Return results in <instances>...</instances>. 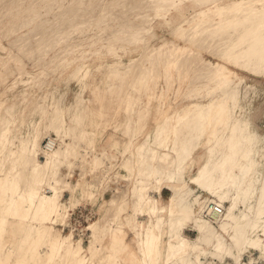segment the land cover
<instances>
[{
  "label": "bare ground",
  "instance_id": "bare-ground-1",
  "mask_svg": "<svg viewBox=\"0 0 264 264\" xmlns=\"http://www.w3.org/2000/svg\"><path fill=\"white\" fill-rule=\"evenodd\" d=\"M14 1L16 3L18 0L11 2L14 3ZM61 1L44 0V3H41L42 11L45 10L44 13H47L46 17L48 13L57 10L54 4L61 5ZM83 1L71 0L73 4L79 3L81 6ZM102 1L87 0L81 13L73 10L74 7L70 9L72 4L68 8L67 5L64 9L75 11L73 14H77L74 18H78L79 21L68 31L64 30V27L68 25L63 24L62 28L65 32L57 29L58 35V32L62 31L57 38L52 39L49 36L45 39L42 38L44 33H38V36L42 34L41 40L37 38L34 42L40 40L38 49H44V53L37 57L38 60H44L51 52H54L65 38L76 33L82 35L83 29H87L88 26L95 29L97 26L100 27L104 22V15L96 14L95 17L84 18L88 16V13L104 7ZM123 1L113 2L118 5ZM137 1H130L132 7L134 6L132 14L134 15L136 8L142 9L148 6L154 12L153 20L166 18L170 13L177 12L178 7L185 2L197 6L199 10L173 29L175 31L171 35L177 40L173 38L171 42H165L159 46L150 45L148 35L153 31L154 24L148 25L151 21L147 18L152 17V13L150 15H143L145 14L143 13L138 15L142 22L137 19L138 24H126V20L120 31L113 30L114 34L113 31L111 32L113 36L109 34L111 38L102 43L107 50L105 55H112L111 57L119 56L118 51L125 50L119 46L124 41L128 42L131 50L140 44L145 50L143 59L150 65L144 69H139L140 66L133 69L132 65L122 69L123 93L128 86L134 87L133 94L127 103L129 109L135 108L134 127L126 150L129 157L125 163L122 162L124 163L122 174L130 187L123 193L112 195L102 212L101 221L109 219L115 225L122 224L124 220L134 223L132 215L129 214L131 203L139 207L143 214L150 216L149 225L152 224L156 233L151 240H147L139 247V252L142 254L140 264L152 263L154 242L159 239L164 229L167 231L168 242L176 241L179 245L182 244L172 252L171 262L166 264H215L213 259L220 260L221 264L229 262L246 264L241 260L243 255L246 252L253 254L255 251L264 257V170L261 172L256 170L249 176L257 156L264 155V135L256 131L252 119L256 108L254 102L260 95V91L254 84L246 83L244 86L246 77L242 73L245 71L253 76L256 75V78H264V0H139V5ZM1 2L4 4L5 1ZM11 2L9 0V7ZM12 3L11 7H8L9 11H14L13 8L17 9ZM123 3H125L124 11H126L128 1ZM8 5L4 7L7 9ZM111 6L106 8L110 11ZM205 8L208 9V13L204 12ZM113 10L115 14L116 11ZM115 10H119L118 7ZM120 10L123 9L120 8ZM14 12L15 14L10 12L11 18L5 15L0 16V20L8 18L0 22V32L5 31L3 35L6 39H12L19 28L28 26L27 22L38 19L43 13L40 14L33 3L31 6L24 7L19 13ZM54 13L51 14L54 15ZM124 13L130 17L131 13ZM114 14L110 15L115 16ZM115 17L118 18V16ZM25 18H28V21L24 20ZM68 19L67 16L65 20ZM46 21L40 22L41 28L45 27ZM89 23L92 26L88 25ZM51 24L49 23L47 29L52 26ZM38 25L33 32L28 33L35 34V30L40 28ZM47 32L50 33V31ZM128 32L129 37L126 38ZM26 36L28 37V34L25 37L22 36V39L26 38L21 43L22 46L27 45V40L31 42ZM185 36H188V39L185 40ZM178 40H182V43ZM18 41L19 39H12L11 49L7 51V55L11 58L5 62L8 64L10 61L15 68L10 69V66L0 64V85L6 81L9 82L3 94L6 92L13 94L10 97L11 105L5 106L0 115V160L3 162L0 163L2 175L0 196L6 194L12 196L3 215H0V238L7 234V229L17 217L21 205L28 202L31 208L29 214L31 222L45 228L44 232L39 233L38 238H31L29 235L26 237V247L30 249L34 245L36 247L40 245L44 240L43 235L48 233L50 226L59 222L63 211L65 215L68 213L69 206L63 203L66 192L80 196L87 193L85 187L73 185L70 178L75 172L76 159L81 158V161H84L83 146L91 137L85 125L88 108L85 98L82 101L73 102L72 105H60L61 101L58 100L59 105L56 103L53 107L47 103L34 106L30 111V119L29 117H27L28 120L26 119L27 115L24 111L30 94L36 93L37 90L43 91L46 83L38 77L39 70L36 73H30L26 70L25 63L15 55L14 49ZM79 44L78 42L68 46L69 50L64 57H61L63 63L64 60L73 63L80 61L76 65L85 66L84 63L88 61L86 59L81 62L84 55L80 56L82 52L78 53V50L84 46L95 45L96 42L84 43L83 46ZM133 45L136 46L133 47ZM3 48L5 45L1 46V49ZM17 48L22 49L20 46ZM27 51L25 49L24 53L20 54H25ZM203 52H208L211 57L213 55L215 60H208ZM4 56H6L5 53ZM33 58L30 57V59ZM49 60V62L52 61V59ZM48 61L47 63L50 64ZM47 63L44 65H48ZM100 70L103 69L99 67ZM117 72L118 70L102 71L96 83L103 87L107 86ZM89 75L90 71L86 67L82 79ZM10 78H13V81H10ZM82 91L80 92L83 95ZM79 99L82 98L79 97ZM173 99L178 102V106L169 110V103ZM164 109L168 111L165 112ZM162 110H164L163 117L148 128L153 119L159 116L160 112L162 114ZM16 127L21 130V137L15 144L10 133ZM123 134L125 133L122 129V140H124ZM141 136L139 146L135 151L132 150L131 146ZM48 137L52 144H56L52 150H46L43 144ZM54 137L56 138L53 140ZM206 147L209 148L204 154L203 161L197 166V159ZM166 158H170L167 164ZM6 164L9 167L8 171H6ZM103 164L104 158L95 156V169ZM113 166L114 164L109 167V170ZM262 166L264 167V164ZM164 187L171 191L167 207H162L157 199L150 201L152 195L161 193ZM233 188L235 192L231 199L229 194ZM14 189H16L15 192ZM210 196L217 197L221 202L217 199L219 205L230 200V208L225 218L221 220V230L218 231L211 223L200 221V214L196 215L198 205L202 200L208 201ZM145 206H148L146 211ZM203 209L207 216L213 215L210 206ZM188 228L199 233L197 241L192 243L193 246L195 248L203 246L208 249L205 253L206 258L199 263L193 262V255L184 245L183 234ZM73 236L72 233L67 239L58 238L57 240L51 237V244L57 241L60 245L59 250H62L65 245L71 244ZM79 258L80 264L107 263L106 252L103 249L99 252L92 251L89 262L82 257Z\"/></svg>",
  "mask_w": 264,
  "mask_h": 264
},
{
  "label": "rangeland",
  "instance_id": "rangeland-1",
  "mask_svg": "<svg viewBox=\"0 0 264 264\" xmlns=\"http://www.w3.org/2000/svg\"><path fill=\"white\" fill-rule=\"evenodd\" d=\"M1 1L2 0H0V4L1 3L3 4V2ZM3 1H5L4 2L5 5L6 4L8 5L9 0H3ZM11 1L13 0H10V2ZM31 1L35 9L37 11L39 9L40 14L42 12L43 13L40 15L38 19L32 20L31 22H27L28 26L26 25L22 27V29L19 28L18 30L16 26V29L18 31L15 33V35L12 36V39L13 38L19 39L18 43L15 46L17 47L20 46L22 47V49L19 50L16 47L14 49V53L25 63L26 70L30 71V73H36L39 70L38 77L39 78L41 77V79L45 81L46 86H44L43 91L37 90L36 93L30 94L31 96L29 97V102L26 104L24 113L25 115H27L26 119L27 117H29L28 119H30L31 117L30 111L33 109L34 106L47 103V104H51L53 107V106H56V103H58L59 101H61L60 105H72L73 102L75 103L77 101H82L84 98L86 99V104L88 108H87L85 125L89 129V137L91 138L90 140H87L83 146L84 147L83 154H85L84 161H81V158L76 159L75 164L77 165L75 168V172H73V174L71 175L70 182L73 185L85 187V189L87 190V193L82 194L80 196V195H77L76 193L72 194L71 192H66L63 198V203L69 206L68 213L65 215L63 211L59 222L54 226H50L48 233L43 235L44 240L40 243V245H38L37 247L36 245H34V247L30 249L26 247V240H25L26 237L29 235L31 238H38L39 233L44 232L45 228L31 222L30 217H29V214L31 213L30 204L28 202H25L24 204H22L18 210L17 217L14 219V221L11 222L10 226L8 227L7 234L5 235V237L0 238V264H80L81 262H80L79 257H82L85 259V261L89 262L92 257V251L99 252L102 249L104 252H106V256H107L106 264H140V261L142 259V254L139 252V247L142 244L146 243L147 240L149 239L151 240L152 236L156 233L153 230L152 224L149 225L150 216L143 214L139 207H135L131 203L129 214L132 215L134 219L133 220L134 223H128V221L124 220L122 224L115 225L114 222L109 219L105 221H101L102 212L105 209L107 201H109L110 198L107 199L102 204V207L100 209L101 213L99 216L98 215V210H99L98 201L99 200L97 196V191L99 188V184L104 183V181L109 182L108 179L112 178L111 177L112 174L113 176L117 178V182H119V180H123L127 183V187L125 189L130 187V184L124 178L122 174V169H123L124 163L127 161L126 159L129 157V155L127 156L126 154V150H127V147L129 146L128 145L129 138L132 135V129L134 127L135 108L132 109L133 110L132 111L131 109L128 108V104H127L128 99L133 94L134 87H132L131 85L130 87L128 86L126 92L123 93L124 90H123V82H122V76H123L122 69H124L125 67L129 65H132L133 69H136L138 66H140L139 69L141 68L144 69L146 68V66L150 64H146L148 62L144 61L143 55L145 53V50L143 49L142 45L140 46V44L139 46L133 45V47L134 46L136 47L133 50H131L128 42L124 41L125 43L122 42L119 44V46L123 47L125 50L118 51L119 56L111 57L112 55L111 56L105 55L107 50L105 49V45H103L102 43L104 42V40L106 42L108 39H110L113 36L111 34L112 33L114 34V31L115 32L120 31L121 27H124L125 25L124 23L126 22V20H127L126 24H129V23L138 24V20H137L139 19L138 15L139 14L142 15L143 13H145L143 15H150L152 13L151 14L152 17L149 16V18H147L151 21L148 23V25L150 23L154 24L153 31L148 35L149 44L152 46H159L161 44H164L165 42H171V40H173L174 38L173 35H171L175 31L173 29H175L176 26L180 25L187 17H189L190 15L198 11L199 8L195 5L185 2L184 5H181L180 7H178L179 10L177 12L170 13L169 15L166 16V18H159L158 20L156 19L153 20V18H155L154 12L148 6L145 8L143 7L142 8L143 10L140 9L141 7L139 9L135 7L137 12L135 10V13L133 15L132 13L134 12L133 10L134 6L132 7L131 2H130L131 0L130 1L124 0V1L125 2L128 1V3L130 2L129 6H128V3L126 5H127V8L128 7L130 8L131 6L132 7L131 9L133 11L129 8L128 9L126 8V11H124L126 7L125 3H123L124 1L122 2L123 4L119 2L121 5L119 3L117 5L115 2H113L116 0H109V1L101 0L105 8L100 7L96 11L88 13V16L87 17L85 16L84 19L95 17L97 16L96 14L104 15V20H103L104 22L101 24L102 26L99 24L100 27L97 26V29L89 28L90 26H88L87 29L86 28L83 29L82 35H79L80 33L79 34L76 33L75 35H72L69 38H65V40L62 41V44L59 45L54 52H51L47 57L44 58V60L39 61L37 57H39V54L42 55L41 53H44L43 52L44 49L43 50L38 49L39 41L41 40V35L43 33L45 35L48 33L49 34L48 36L43 35L42 38L50 36L53 39V38L59 37L62 31L63 32H65L64 30L68 31V29L71 28V26H73L75 23L79 21V19L78 18L75 19L74 16L78 13L77 11H79L80 13L82 12V10L86 6L87 0H84L85 4H84V1L83 3H81L82 6L76 2L79 5V7L78 5L75 4V2L73 4L71 0H66V1L64 0L65 2L63 0L62 1L60 0L62 2L60 3L61 5H58L57 3H55L54 6L55 7L57 6L56 7L57 10L56 11L53 10V12H51V13L55 12L56 13V14L54 13L55 16L51 13H48L46 17L47 13L46 12L44 13L45 10L42 11V7H41L43 5L41 3H44V0H28V1L18 0L16 3L14 1V3L12 2L11 3L12 5H14V7H17V9L13 8V10L19 13L24 7L31 6L32 5ZM119 1H122V0H119ZM138 1H137V4L139 5ZM110 2L113 3L112 6H111L112 3ZM132 2H135V0H132ZM11 3H10V7H11ZM4 4L2 6L0 5L1 6L0 16L5 15L6 17L8 16V18H11L9 17L10 12H12V14H15V12L9 11V8H10L9 5L7 6V9H6V7H4L5 6ZM71 4L72 6L69 7V5ZM115 4L117 6H115ZM109 5L111 6L110 9L112 10L114 9L113 11H116L115 14L114 12H112V10L109 11V8H106ZM59 6L63 8L60 7L61 8L60 9L58 8ZM66 6L67 8L69 7L70 9L71 7L76 8L77 6L78 9L73 8V10H75L77 13L73 14L75 13V11L67 9V8L65 10L64 8ZM2 7H4L5 10ZM117 7L119 10H115L117 9ZM119 7L122 8L123 10H120ZM63 9L65 11H63ZM69 10L73 12H70ZM141 10H142V13H141ZM204 10H205L204 12L208 13L207 8H205ZM107 11H108V14H107ZM117 11L118 13H121V11H123L122 13L124 15L122 13L119 14L122 19L119 17ZM124 12H128V14L131 13L132 15L130 14V17H129ZM91 14H93V16ZM110 14L112 15L114 14L115 16H118L119 19ZM41 16L42 17L44 16V17L42 18ZM67 16L69 19L65 20ZM6 17L0 20V22L7 20L8 18L6 19ZM48 18H49V21H48ZM114 18H116V20ZM124 18H125V21H124ZM81 19L83 18L81 17ZM24 20L28 21V18H25ZM43 21L47 22V24L45 23L47 26L45 25L44 27L46 28V30L44 28H41L42 26H40V22H43ZM139 22H142V21L139 19ZM49 23L50 24L55 23L56 25L53 26V24H51L52 26L51 25L50 26L52 28L49 27V29H47V27L49 26ZM63 24L64 25L67 24L68 26L65 25L66 27H64ZM37 25H38V28L39 26L40 28L39 30L37 29L35 30L36 32H34L35 34H33L35 35L34 37L32 34H29V33L33 32L34 28H36ZM41 25H44V23L43 24L41 23ZM88 25L92 26V24L90 23ZM62 27H64L65 29ZM42 29L44 30V32ZM57 29H60V30L62 29V31L58 32L59 35L56 33V31H59ZM51 30H53V32ZM125 30L128 31L127 29ZM47 31H50V33ZM4 32H0L1 34L0 35V64L1 63L5 64L7 65V67L10 66V69L12 68L14 69L15 67L13 63H11L10 61L8 64L5 63L6 60L8 61L11 58L7 55V51L11 49L10 43H12V39L11 38L6 39L3 35ZM41 32L42 34H39L38 36V33H41ZM26 34H28V37L27 36L26 37L29 39V41H31V42H28L27 40V45L30 44L32 46L31 47L29 45L31 49L27 45L26 46H22L23 44L21 45V43H23V41L26 39V38L22 39V36L25 37ZM109 34L111 35V37L109 36ZM128 37H129V32L127 33L126 38ZM37 38L40 40L37 42L36 41L34 42V40L35 39L37 40ZM76 39H79V40H76ZM184 39L185 40L188 39V36H185ZM184 39H183V43H184ZM78 42L80 43L79 46L80 45L83 46L91 42L92 43L96 42L95 45L93 44L89 46H84L81 50H78L76 48V52L77 50H78V53L82 52L80 56L84 55L81 58L82 59L81 62L86 61V59L88 62L84 63L85 66L83 64L76 65V63H80V61L73 63L72 61L69 62L68 60H64V63H63V61H61V57H64L66 52L69 50L68 46L73 45L74 43L77 44ZM179 43H182V40ZM2 45H5V48L1 49ZM197 46L195 47L197 48ZM27 47H29L30 51L29 50L27 51L28 49ZM195 47L193 48L195 49V52H197ZM25 49L27 52H25V54H20V53H24ZM63 50L65 52H63ZM210 50L211 49L209 48V51ZM4 53L6 54V56H4ZM59 53L61 54L59 55ZM203 53H204L203 55L208 60H215L214 59L215 57L213 55L211 57L208 52H203ZM33 54L34 55L37 54L36 57ZM30 57L33 59H30ZM49 59H52V61L49 62L50 61ZM47 61L50 64H48ZM44 63L45 64L47 63L48 65L45 66ZM143 63H145L146 65ZM52 66L54 67V69ZM86 67L90 71V75L87 76V78L82 79L83 71L85 70ZM99 67L102 68L103 70L99 71ZM117 70H118L117 74L114 76V78L111 80V82L107 86L103 87L99 83H96L98 81V76L101 74L102 71H107V72L114 71L115 72ZM242 73L246 77V81L243 83V85L245 86L246 83L249 85L254 84L260 91V95L256 98V101L254 102V105L256 108L253 112L252 119H253V122L256 128V131L264 135V78L263 77L256 78L255 77L256 75L253 76V74L251 73L249 74L245 71ZM10 81H13V78H10ZM8 83L9 82L6 81L5 83L0 85V115L4 107L11 105L12 103L10 97L13 96V94H8L7 92L3 94ZM81 86L84 88V90ZM80 91L84 92V94L82 95ZM77 94H79L80 96H78ZM79 97L82 99H79ZM171 97H173V94H171ZM57 105H59V103ZM177 106H178V102L173 99L169 103V108H170L169 110L174 109ZM164 110L165 112L168 111V109H164ZM164 110H162V114L160 112L159 116L153 119L152 123L149 124L148 128L152 127L154 123H156L159 119H161V117H163ZM122 129L125 133L123 134L124 140L121 139ZM10 137L13 139V143L16 144L18 139L21 137V130L16 127V129L10 133ZM49 138L50 137H48L46 140H48ZM55 138L56 137L52 139L54 140ZM109 138L113 139V149L122 156L123 158L122 162L124 163L122 162L115 163L114 161L116 160V156H114L113 154L107 153L106 151L98 152V150H100L99 148H100V144L102 143V141L104 139H109ZM58 139L60 141V137H58ZM141 139H142V136L139 137L134 142V145L131 146L132 150L135 151V149H137ZM208 148L209 147H206V149L198 157L197 166H199L201 162L203 161L204 154L206 153ZM95 156L99 158L101 157L104 158V164L100 165L96 169L94 167ZM263 156H257L255 160L256 161L255 166L252 169L253 171L251 170V172L249 173V176L251 175L252 172L256 170L258 172H261L262 170H264V167L263 166L261 167V165L264 164ZM171 158H172V155H171ZM40 160L43 161V158L40 157ZM169 160L170 158L169 159L166 158L165 163L167 164ZM0 163H3V162H1L0 160ZM113 164H114L113 168L109 170V167L112 166ZM5 167H6V171H8L9 170L8 164H6ZM77 170H79L81 173L80 177H78L77 175L75 176V173L78 172ZM64 173L67 174L66 171H64ZM0 178H2L1 174H0ZM125 189L120 190L119 188H117L113 194L123 193ZM15 191L16 189H14V192ZM233 192H235V188H233V191L230 193L232 197L229 194V197L231 199L233 198V195H234ZM11 199H12V196H8L7 194L0 196V215H3V212L6 206L11 202ZM156 199L157 197L155 195H152L150 201L152 202ZM217 199L218 198L215 196H210L208 201L205 202L204 200H202L201 203L197 207L196 215L200 214V221L202 222L207 221L211 223L214 229L218 231V230H221L220 229L221 224H222L221 220L225 218L227 210L230 208V200L220 205L224 209V212L221 216H217V217L214 216L211 219L212 216H207V214L205 213L206 211L203 209V207L205 208L207 206H211V204H213L214 202L215 204H218L220 200L218 199L219 201L218 202ZM157 200L162 207H167L169 205V199L166 203H164L163 201L159 199ZM145 209L148 210V206H145L144 210ZM80 210H81V213L79 215H83V217L82 216L78 217L75 214L73 216H70L73 211L79 212ZM88 217L89 218L91 217L93 220L90 221ZM78 218H80L79 220L81 221L83 225H80V223H77L75 221ZM87 219L90 221L88 230L91 232H87L86 230L85 231L81 230V229H85L84 227L86 226V221H88ZM189 227H191V225ZM74 228H76L77 231H75ZM186 230H191V229L188 228ZM186 230L184 231V234H183L184 239H185V242H184L185 248L187 249L188 252L191 253V255H193V262L199 263L200 260L206 258L205 253L206 251H208V249L207 247H203V246H197L195 248L192 243L197 241L199 237V233L193 230L191 231H186ZM128 231H131L134 234V237L132 240L133 244L128 243L126 241ZM72 233L74 234V236L71 241V244L65 245L62 250L61 249L59 250L60 245L57 241L56 242L53 241V244H51V237L55 240H57L58 238L67 239ZM90 233L92 234L90 242L88 244L85 243L87 245H84L83 238L85 239L89 238L88 236L90 235ZM180 245L176 241L168 242L167 241V231L166 229H164L162 235H159V239L155 240L154 242L153 253L151 254V261H152L151 264H166V263L171 262L170 255ZM241 260L246 264H264V257L258 251H255L253 254L246 252L243 255ZM213 261L214 263L216 262L215 264H221L220 260L218 259H213ZM228 264H231V262H229Z\"/></svg>",
  "mask_w": 264,
  "mask_h": 264
},
{
  "label": "crops",
  "instance_id": "crops-1",
  "mask_svg": "<svg viewBox=\"0 0 264 264\" xmlns=\"http://www.w3.org/2000/svg\"><path fill=\"white\" fill-rule=\"evenodd\" d=\"M100 150H98V152H103L106 151L107 153L113 154L114 156H116V160L114 161L115 163H121L123 158L120 154H118L114 149H113V139L109 138V139H104L102 141V143L100 144ZM118 169V168H117ZM116 169V170H117ZM78 172L75 173V176L77 175L78 177H80V171L77 170ZM74 176V178H75ZM112 178L108 179V181H104V183L99 184V188L97 191V196H98V215L100 216V209L102 207V204L109 198H111V196L113 195L114 191L119 188L120 190H124L127 187V183L123 180H119V182H117V178L115 176H113V174L111 175ZM80 180V179H79ZM171 195V191L167 188L164 187L162 189L161 193H155V196L157 197V199L163 201L164 203H166L169 199ZM89 218V217H88ZM90 221L93 220L91 217L89 218ZM88 220V219H87ZM89 220L86 221V226L84 227L85 230L87 232H91L88 230L89 227ZM186 231H191V230H186ZM88 234V233H87ZM91 233L88 236L89 238L84 239V245H87L90 242L91 239ZM85 237V236H84ZM134 234L131 231H128V235L126 237V241L128 243L133 244L132 240H133ZM87 243V244H85Z\"/></svg>",
  "mask_w": 264,
  "mask_h": 264
},
{
  "label": "built area",
  "instance_id": "built-area-1",
  "mask_svg": "<svg viewBox=\"0 0 264 264\" xmlns=\"http://www.w3.org/2000/svg\"><path fill=\"white\" fill-rule=\"evenodd\" d=\"M44 146H45L46 150H52V149L56 146V144H52V143L50 142V140L48 139V140H45V141H44ZM210 210H211V212L213 213L214 216H221V215L223 214V212H224L223 207H221L220 205L215 204V203L211 204V206H210ZM80 213H81V210H80L79 212H75V211H73L72 214H71L70 216H73V215L75 214V215H77L78 217H80V216L83 217V215H79ZM213 215H212V218L214 217ZM79 219H80V218H78V219L75 220V221H76L77 223H80V225H83ZM80 225H79V227H80ZM74 230L77 231L76 228H74ZM81 230L85 231V229H81ZM75 231H74V232H75Z\"/></svg>",
  "mask_w": 264,
  "mask_h": 264
}]
</instances>
